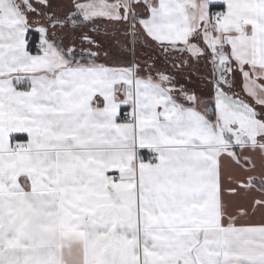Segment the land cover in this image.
Listing matches in <instances>:
<instances>
[{
  "label": "snow or ice",
  "instance_id": "6c2138e0",
  "mask_svg": "<svg viewBox=\"0 0 264 264\" xmlns=\"http://www.w3.org/2000/svg\"><path fill=\"white\" fill-rule=\"evenodd\" d=\"M0 264H264V0H0Z\"/></svg>",
  "mask_w": 264,
  "mask_h": 264
}]
</instances>
